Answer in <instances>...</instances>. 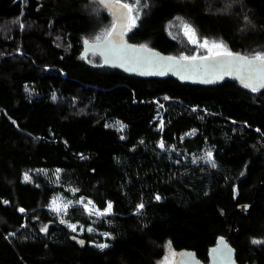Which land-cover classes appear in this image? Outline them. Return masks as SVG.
Segmentation results:
<instances>
[{
	"label": "trees",
	"instance_id": "1",
	"mask_svg": "<svg viewBox=\"0 0 264 264\" xmlns=\"http://www.w3.org/2000/svg\"><path fill=\"white\" fill-rule=\"evenodd\" d=\"M114 20L97 0H0V264H168L184 250L210 264L223 236L240 264H264V88L83 57ZM185 23L201 43L264 54V0H140L126 37L191 57Z\"/></svg>",
	"mask_w": 264,
	"mask_h": 264
},
{
	"label": "water",
	"instance_id": "2",
	"mask_svg": "<svg viewBox=\"0 0 264 264\" xmlns=\"http://www.w3.org/2000/svg\"><path fill=\"white\" fill-rule=\"evenodd\" d=\"M106 9L112 14L110 9ZM123 42L128 48L135 50L132 55L139 57V61L135 59L116 60L108 54L109 63H105V54H102L104 52L103 48L99 46L92 47L96 42H89L88 44H85L82 56L87 57L90 53H97L103 59L104 66L111 67L127 75H133L140 78H173L181 83L200 86H212L225 82H234L245 86V83L247 82L246 79L242 78L244 77L243 73H237L233 70L229 74L220 71L219 69L215 71L213 70L214 66L233 58L210 56L201 57L194 61H183L180 59L181 57L161 52L156 48L132 43L127 39L126 33L123 36ZM144 46H146V48ZM233 54L234 57H248L249 59L254 57L246 54ZM168 58L175 59L169 61ZM148 61H151V63ZM187 64H191L194 67L190 70H185L178 66ZM247 88L251 89L250 87ZM261 88H264V86L259 87L258 90ZM251 208V204H246L245 206H241L239 210L244 213H248ZM233 232L234 231L231 233L233 234ZM209 256L210 264H240L236 258L237 250L230 243L228 237L223 236L218 238L217 244L210 249ZM174 264L206 263L198 258L196 252L192 250H184L177 256Z\"/></svg>",
	"mask_w": 264,
	"mask_h": 264
},
{
	"label": "snow or ice",
	"instance_id": "3",
	"mask_svg": "<svg viewBox=\"0 0 264 264\" xmlns=\"http://www.w3.org/2000/svg\"><path fill=\"white\" fill-rule=\"evenodd\" d=\"M98 3L102 4L105 8H108L112 11V15L115 17L111 27L107 29L103 36H96L95 37V45L92 47H102L105 54V63H109L108 54L112 56L113 59L116 60H125V59H135L139 61V57L133 56L135 50L128 48L123 42L124 34L134 28L136 26V20L139 16L140 10V0H132L131 3L123 2V0H97ZM179 19V18H178ZM183 31L184 34L188 37L189 41L193 44H199L200 47L206 48L209 52H212L213 49H216L213 53V56L216 57H229L233 59H229L226 61L221 62L217 66H214L213 70L219 69L220 71L231 73V71H236L237 73H243L244 79H246L245 87H250L252 91H257L259 87L264 86V54H256L253 58L249 59L248 57H234V54L227 50L223 43H217L213 41L211 45L209 44L208 40H203L201 43L200 38L197 36L196 30L189 24H183ZM89 42L85 40V44ZM146 48V46H144ZM169 61L174 60L175 58H168ZM183 61H194L198 59V57H181ZM151 63V61H148ZM179 67L190 70L194 66L191 64L187 65H178ZM170 70V68H169ZM163 74V73H162ZM163 127V124H161ZM161 148H164L165 145L163 142L160 144ZM207 156L211 158L212 154L209 152ZM213 166H215L214 162ZM30 177L25 175V180H29ZM159 199V197H156ZM83 204V201H80ZM91 204V201L88 204H84L85 208H88V205ZM70 205L65 203L63 205V211L67 214V209ZM52 210L56 212H60L61 208L57 204L56 200L52 202ZM143 208V204L139 206ZM21 212L24 209H20ZM112 211V204L108 203L106 209L101 212L99 210H95V214L99 216H106L110 214ZM89 214H93L92 211ZM65 221L61 220V223ZM73 229L76 230V225H69ZM93 229L89 228L88 231H92ZM43 231H47V228L43 229ZM107 235V234H105ZM257 242V241H254ZM83 243V241H81ZM100 248L107 247L106 244L98 245Z\"/></svg>",
	"mask_w": 264,
	"mask_h": 264
},
{
	"label": "rangeland",
	"instance_id": "4",
	"mask_svg": "<svg viewBox=\"0 0 264 264\" xmlns=\"http://www.w3.org/2000/svg\"><path fill=\"white\" fill-rule=\"evenodd\" d=\"M99 13H100V11H99ZM100 32H103V31H97V33H100ZM188 41H189V39H188ZM189 43H191L190 41H189ZM192 45H198V44H193V43H191ZM223 45H225V47L227 48V50L229 51V48L227 47V45L226 44H224L223 43ZM201 48V49H200ZM199 48V50H197L196 51V53H193V55L191 56V57H198V58H201L200 56H205V57H210V56H213V53L215 52V51H217L216 49H213L212 50V52H209V50L208 49H206V48H202V47H200ZM204 54V55H201V54ZM179 57V56H178ZM163 150H165L166 148L164 147V148H162ZM173 150H175L174 148H173ZM177 150V149H176ZM211 153V151H205V152H203V153H201V154H199V155H196V156H194L193 157V159H194V162L196 163V164H200V165H203V164H207V162L209 161V160H211V158H209L208 156H207V153ZM34 172H37V171H34ZM41 173L42 174H46V175H48L50 178H54V177H56L57 175H59V171H57V170H52V171H50V170H48V171H41ZM28 177H30V175L28 174L27 175ZM28 181H31V177H30V179L28 180ZM56 201H57V204L60 206V208H61V210H62V207H63V205L64 204H62V203H64L66 200H64V198H61V197H57L56 198ZM88 211H90L91 210V208H86ZM77 227H78V225H76V229H77ZM176 256L168 263V264H174L175 263V261H176Z\"/></svg>",
	"mask_w": 264,
	"mask_h": 264
}]
</instances>
